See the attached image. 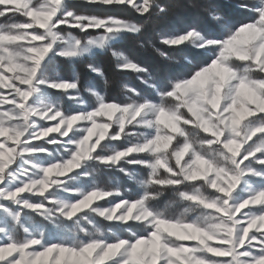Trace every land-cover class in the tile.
Returning a JSON list of instances; mask_svg holds the SVG:
<instances>
[{"label": "snow or ice", "instance_id": "obj_1", "mask_svg": "<svg viewBox=\"0 0 264 264\" xmlns=\"http://www.w3.org/2000/svg\"><path fill=\"white\" fill-rule=\"evenodd\" d=\"M184 7L0 0V264H264V0ZM109 53L143 89L63 74Z\"/></svg>", "mask_w": 264, "mask_h": 264}, {"label": "trees", "instance_id": "obj_2", "mask_svg": "<svg viewBox=\"0 0 264 264\" xmlns=\"http://www.w3.org/2000/svg\"><path fill=\"white\" fill-rule=\"evenodd\" d=\"M179 2L185 5V7L174 10L172 16L168 20L163 21L162 24L167 25L169 27H173L178 23H182L187 20H196L200 22L203 26L212 27L213 22L211 21L210 17L207 16L203 8L188 7V5H200L203 3H214L219 6V10L221 12L232 13L234 19L237 20L247 19L248 16L250 15L247 12H237L231 7V5L236 3L237 0H179ZM83 10L94 11L97 14H116V15H125V16L133 15L130 12L104 13L101 10H95L91 8L83 9ZM0 22H4L3 18H0ZM152 38L153 39L155 38L154 35H152ZM117 48L120 51H123L126 55L131 56L132 58L140 61L141 63L154 66L158 62L156 54L152 52L151 49L139 47L136 41L126 40L121 44L117 45ZM90 62L99 65L104 70L105 75L108 77L109 80V85L107 86V88H105V85L101 78H99L98 76H96L95 74L91 73L88 70L87 64ZM64 68H65V72L63 74L66 76H70L71 71L73 69L79 72L81 77L82 87L87 84H94L98 90L106 91L109 97H118L120 95L121 84L123 82L129 83L132 86L137 87L138 89H143L144 87L140 83V81L136 78L135 74L119 72L115 68V58L112 57L110 53L107 55L97 54L94 58L82 60L76 63L75 65L64 64ZM82 95L87 102H92L94 100V98L91 97L87 92H82ZM63 103H65L66 107L69 108L72 107L71 101L64 100ZM121 182L126 187L131 186V182L127 181L125 178H121ZM39 220L40 218L37 217L36 222H39Z\"/></svg>", "mask_w": 264, "mask_h": 264}]
</instances>
